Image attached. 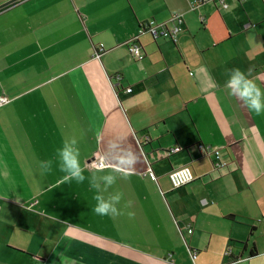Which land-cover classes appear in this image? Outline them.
<instances>
[{"label": "crops", "instance_id": "0c3cea01", "mask_svg": "<svg viewBox=\"0 0 264 264\" xmlns=\"http://www.w3.org/2000/svg\"><path fill=\"white\" fill-rule=\"evenodd\" d=\"M0 97V264H264V0H0Z\"/></svg>", "mask_w": 264, "mask_h": 264}, {"label": "built area", "instance_id": "2783aa9c", "mask_svg": "<svg viewBox=\"0 0 264 264\" xmlns=\"http://www.w3.org/2000/svg\"><path fill=\"white\" fill-rule=\"evenodd\" d=\"M183 24V19L180 15H174L169 21L162 22V23H155L154 21H148L144 24H141L139 27V35L142 33H149L154 39L158 38H168L175 42L177 40V37L179 33L181 32ZM137 36L134 38L128 40L125 45L131 53L132 56H134L137 59L143 58V53L140 48V46L136 43ZM98 56V54L96 55ZM126 93H130L132 91L131 88H126ZM6 97H0V104L6 102ZM198 152L202 155H206L211 158L212 166L213 168H221L223 167L226 162L222 159V155L220 152V149H214L208 146H205L203 144H197L196 146ZM180 148L176 147L172 150H166L165 154H169L172 152L179 151ZM96 167L103 168L106 166V164L102 160H98L95 163ZM169 181L173 188H179L181 186H184L188 183H190L193 179V173L191 169L188 166H181L177 169L172 170L168 174ZM188 233L191 232V229L187 230ZM195 255L193 254V257Z\"/></svg>", "mask_w": 264, "mask_h": 264}]
</instances>
